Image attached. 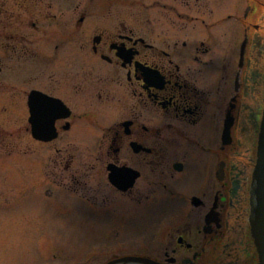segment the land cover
<instances>
[{
	"label": "flooded vegetation",
	"instance_id": "flooded-vegetation-1",
	"mask_svg": "<svg viewBox=\"0 0 264 264\" xmlns=\"http://www.w3.org/2000/svg\"><path fill=\"white\" fill-rule=\"evenodd\" d=\"M263 109L264 0H0V264H258Z\"/></svg>",
	"mask_w": 264,
	"mask_h": 264
},
{
	"label": "water",
	"instance_id": "water-1",
	"mask_svg": "<svg viewBox=\"0 0 264 264\" xmlns=\"http://www.w3.org/2000/svg\"><path fill=\"white\" fill-rule=\"evenodd\" d=\"M254 180L251 224L254 240H256L260 253V264H264V122L259 141L258 163L254 173Z\"/></svg>",
	"mask_w": 264,
	"mask_h": 264
},
{
	"label": "rangeland",
	"instance_id": "rangeland-1",
	"mask_svg": "<svg viewBox=\"0 0 264 264\" xmlns=\"http://www.w3.org/2000/svg\"><path fill=\"white\" fill-rule=\"evenodd\" d=\"M32 201V200H31ZM81 225H82V227H83V223H81ZM80 226V224H78V223H72V225L71 226H69V228L70 229H68V231L69 230H72V231H83V228ZM60 229H62V230H65V228H60V227H58V230L60 231ZM81 232H79V233H81ZM73 233H77V232H73Z\"/></svg>",
	"mask_w": 264,
	"mask_h": 264
}]
</instances>
